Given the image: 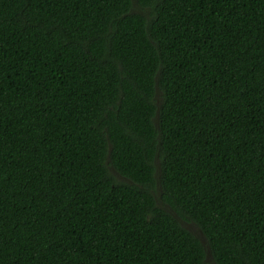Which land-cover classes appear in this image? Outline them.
Returning <instances> with one entry per match:
<instances>
[{
  "label": "trees",
  "instance_id": "trees-1",
  "mask_svg": "<svg viewBox=\"0 0 264 264\" xmlns=\"http://www.w3.org/2000/svg\"><path fill=\"white\" fill-rule=\"evenodd\" d=\"M208 255L264 264V0H0V264Z\"/></svg>",
  "mask_w": 264,
  "mask_h": 264
},
{
  "label": "rangeland",
  "instance_id": "rangeland-1",
  "mask_svg": "<svg viewBox=\"0 0 264 264\" xmlns=\"http://www.w3.org/2000/svg\"><path fill=\"white\" fill-rule=\"evenodd\" d=\"M181 222L187 229H189L192 233H194L204 242L203 236L201 235L198 227L194 223L186 222V221H181ZM206 260H207V264H213L212 259L209 255L207 256Z\"/></svg>",
  "mask_w": 264,
  "mask_h": 264
}]
</instances>
